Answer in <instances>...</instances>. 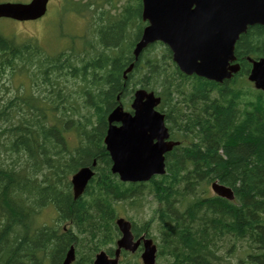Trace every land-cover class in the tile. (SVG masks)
Listing matches in <instances>:
<instances>
[{"label": "trees", "instance_id": "trees-1", "mask_svg": "<svg viewBox=\"0 0 264 264\" xmlns=\"http://www.w3.org/2000/svg\"><path fill=\"white\" fill-rule=\"evenodd\" d=\"M102 14L100 35H85L78 51L50 53L29 37L0 33V90L8 93L14 82L0 99V264L37 263L47 254L58 263L76 231L104 245L115 237L117 208L149 193L157 203L161 264H264V93L247 81V58L264 57V25L239 36L240 71L218 84L181 73L162 44L134 60L140 0L123 5L117 22ZM136 85L161 96L184 143L167 156L165 174L145 184L119 181L102 141L116 95ZM67 132L76 145H68ZM93 160L88 198L72 200L69 175ZM215 180L232 187L233 200L210 193ZM49 203L61 216L39 225L38 213ZM70 221L74 230L63 233Z\"/></svg>", "mask_w": 264, "mask_h": 264}, {"label": "water", "instance_id": "water-1", "mask_svg": "<svg viewBox=\"0 0 264 264\" xmlns=\"http://www.w3.org/2000/svg\"><path fill=\"white\" fill-rule=\"evenodd\" d=\"M46 3L47 0L2 2L0 17L36 19L44 14ZM141 19L147 25L133 50L135 56L149 43L160 40L169 47L182 72L222 82L239 70L238 64H231L239 35L248 26L264 25V0H142ZM249 60L248 80L264 92V58ZM158 101L152 91L137 89L131 104L133 113L118 105L107 115L103 141L112 161L111 171L122 181H143L164 172L162 155L173 143L164 141L168 134L163 115L154 109ZM92 174L89 167H82L72 176L76 194ZM211 188L221 197H233L232 190L222 184L212 182ZM117 223L123 231L118 246L130 248L129 224L123 219ZM136 245L135 242L131 249ZM102 257L98 255L95 264H115ZM142 257L144 264H154L155 246L151 240H145ZM72 259L73 252L69 250L62 264Z\"/></svg>", "mask_w": 264, "mask_h": 264}, {"label": "rangeland", "instance_id": "rangeland-1", "mask_svg": "<svg viewBox=\"0 0 264 264\" xmlns=\"http://www.w3.org/2000/svg\"><path fill=\"white\" fill-rule=\"evenodd\" d=\"M28 0H0V2H25ZM77 0H49L47 5L46 14L34 21H25L19 22L14 21L7 18H0V30L6 34L16 36L19 40L21 38H28L35 40L41 47L45 48L50 53H57L60 51H67L70 47L68 45L78 46L81 41L85 40V31L88 39L92 37L94 33V39L100 34L99 17L101 16L100 8L90 7V9L83 10L82 6L75 2ZM85 2H89L90 0H81ZM105 0H101L103 2ZM109 1V0H107ZM111 1V0H110ZM135 0H113L114 4L111 6L108 3L103 5V10L108 11L110 14H117L121 12V8L123 5H127L133 3ZM83 10V11H82ZM135 27L132 26L130 32L134 31ZM98 34V35H97ZM97 35V36H96ZM155 45L153 50H155ZM42 47V48H43ZM74 50H81V47L74 48ZM137 58H135L136 60ZM137 75V73H135ZM135 77V76H133ZM22 76H15V82L19 83L21 81ZM25 78V77H24ZM26 82V78H25ZM1 83H5L7 85H11V82L8 80H4ZM12 81V85H13ZM2 85V84H0ZM12 85L8 88V93H3V88L0 90V99L3 97H7L9 93H12ZM138 87V85H136ZM159 91V88L157 89ZM132 94L130 93V96ZM129 98V95H126ZM83 112V110H81ZM66 139L70 145H75L77 143L76 137L73 133L67 132L65 133ZM211 193V190H210ZM212 194V193H211ZM154 203L150 204V202L145 203L140 207L138 205L137 208H130L129 206L119 207L120 215L124 216V213L131 217L136 223L140 224L143 221H146L153 216V208ZM124 212V213H123ZM37 223L39 225H54L56 223V212L52 207L48 206L46 209L42 210L38 213ZM153 226V225H151ZM153 237L155 238L156 231L150 230ZM87 251V243L84 242V247ZM81 249L80 255L83 252ZM236 256H239V252H234ZM234 256H231L233 258ZM48 254L43 255L40 260L37 261L36 264H47L48 262ZM46 260V261H45ZM134 259L129 258L128 262ZM234 262V261H233ZM87 264V263H81ZM122 264H126L123 262ZM141 264V263H140ZM156 264H161V262H157Z\"/></svg>", "mask_w": 264, "mask_h": 264}, {"label": "flooded vegetation", "instance_id": "flooded-vegetation-1", "mask_svg": "<svg viewBox=\"0 0 264 264\" xmlns=\"http://www.w3.org/2000/svg\"><path fill=\"white\" fill-rule=\"evenodd\" d=\"M161 109L164 112L165 121L166 122H169V128L171 130H174L176 128V127H174V126H176V123L174 121V117L173 116H171V117L168 116L169 114L167 113V109L165 108L164 103L162 101H161Z\"/></svg>", "mask_w": 264, "mask_h": 264}]
</instances>
